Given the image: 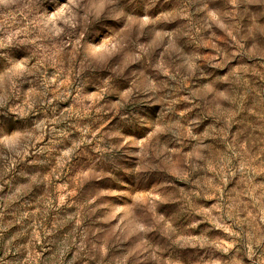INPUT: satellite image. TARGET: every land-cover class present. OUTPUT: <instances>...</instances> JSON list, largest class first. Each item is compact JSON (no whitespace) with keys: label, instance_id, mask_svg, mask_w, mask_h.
<instances>
[{"label":"clouds","instance_id":"9594fccd","mask_svg":"<svg viewBox=\"0 0 264 264\" xmlns=\"http://www.w3.org/2000/svg\"><path fill=\"white\" fill-rule=\"evenodd\" d=\"M0 264H264V0H0Z\"/></svg>","mask_w":264,"mask_h":264}]
</instances>
